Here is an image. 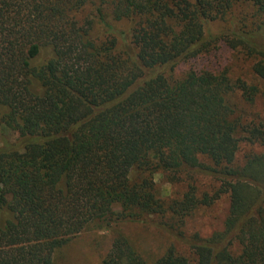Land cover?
<instances>
[{
	"label": "trees",
	"instance_id": "trees-1",
	"mask_svg": "<svg viewBox=\"0 0 264 264\" xmlns=\"http://www.w3.org/2000/svg\"><path fill=\"white\" fill-rule=\"evenodd\" d=\"M221 47L264 82V0H0V264H55L93 232L112 236L100 264H264V92L227 68L175 77ZM223 197L222 230L185 234ZM125 223L172 243L146 258Z\"/></svg>",
	"mask_w": 264,
	"mask_h": 264
},
{
	"label": "rangeland",
	"instance_id": "rangeland-1",
	"mask_svg": "<svg viewBox=\"0 0 264 264\" xmlns=\"http://www.w3.org/2000/svg\"><path fill=\"white\" fill-rule=\"evenodd\" d=\"M82 20L93 19V32L99 33L101 31L102 23L95 17V8L92 6L85 7L80 13ZM104 16L108 19V11L104 10ZM221 28V26H220ZM118 29H126V25H118ZM217 57L210 56L206 59V63H197L180 66L176 70V78H181L185 72L191 68H210L220 70L227 68L229 77L231 79H241L248 84H256L260 90L264 92V82L256 81L252 75V61L245 58L243 55L233 53L224 47H221L217 53ZM232 102L238 108L248 111L249 113L262 112L261 99L257 98L252 107L245 105L238 95L231 98ZM5 139L13 141L15 136L6 129L0 131ZM262 149L257 145L248 146L241 145L238 159L244 160L249 154L261 152ZM158 189L163 196L169 193H180L178 187H171L165 185L159 178L157 180ZM212 186L209 179L201 178L198 180V188L200 191H208ZM118 214L119 210L115 209ZM228 214V201L222 198L217 201L210 208L199 210L192 216L185 224V234L198 233L201 237H208L215 231H220L223 228V223ZM122 233L132 240L142 256L146 258H157L163 253L167 247L172 243V239L167 235L162 234L152 223H125L119 226ZM112 236L108 232H93L83 233L74 238L66 247L55 254V264H100L108 252ZM181 250L185 247L178 245ZM186 253V251H185ZM188 255V253H186Z\"/></svg>",
	"mask_w": 264,
	"mask_h": 264
}]
</instances>
